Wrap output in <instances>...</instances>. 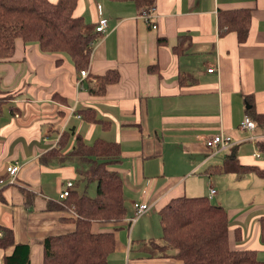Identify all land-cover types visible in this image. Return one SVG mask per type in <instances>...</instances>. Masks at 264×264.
<instances>
[{
    "label": "crops",
    "instance_id": "0c3cea01",
    "mask_svg": "<svg viewBox=\"0 0 264 264\" xmlns=\"http://www.w3.org/2000/svg\"><path fill=\"white\" fill-rule=\"evenodd\" d=\"M243 7L252 9L245 43L234 31L220 35L219 10ZM74 14L96 36L86 77L69 56L42 52L20 38L14 56L0 62V99H7L0 107V225L13 230L16 244L29 245L33 264L43 262L46 236L75 230L74 212L47 205L63 200L59 194L70 180L71 190H81L76 177L84 166L77 159L41 162L63 132L74 131L89 144L103 138L121 145V161L113 168L123 178L130 208L115 230L109 264H183L171 249L151 256L143 248L156 241L151 229L139 218L131 225L127 220L132 202L146 201L148 219L161 227L160 208L172 197L188 196L195 186L186 180L198 171L200 193L210 196L214 188L210 199L216 203L211 202L227 209L231 248L255 250L264 261V180L254 172L239 176L219 168L236 158L264 169V127H240L248 105L264 113V0H156L149 20L133 1L78 0ZM101 17L108 26L98 33L94 27ZM185 35L190 46L176 52L181 38L185 47ZM182 72L185 84L179 82ZM106 73L115 79L99 88L96 75ZM80 110L95 111L98 122L84 119ZM220 131L235 144L213 155L206 141ZM250 135L253 141L244 140ZM74 141L72 134L63 153ZM14 162L21 168L11 182L7 165ZM10 252L0 248V264Z\"/></svg>",
    "mask_w": 264,
    "mask_h": 264
},
{
    "label": "trees",
    "instance_id": "16d2710c",
    "mask_svg": "<svg viewBox=\"0 0 264 264\" xmlns=\"http://www.w3.org/2000/svg\"><path fill=\"white\" fill-rule=\"evenodd\" d=\"M77 1L0 0V62L14 56L16 40L20 38L25 44L37 43L42 52L69 56L79 72L87 69L96 36L86 33L84 17L74 14ZM112 1H133L141 13L156 5V0ZM251 12V8L244 7L219 10V34L234 31L238 42L245 43L251 25ZM190 43V37L185 35V47L181 38L176 52L188 49ZM111 75L114 74L96 75L99 88L101 83L104 86L115 79ZM179 82L185 84V73H180ZM56 97L60 98L59 95ZM4 101L7 99H0V103ZM246 111L258 126L264 127V113H258L254 105ZM80 112L90 122L99 120L95 111ZM72 134L75 143L63 153ZM121 158L119 142L97 138L89 144L74 131L63 132L59 145L42 154L44 165L54 160L77 159L80 166H84L79 168V174L87 183H96V193L90 196L86 191L80 193L74 189L60 203L48 202L49 209L74 212L77 215L74 220L76 226L72 232L45 237L41 264H109V256L116 248L115 230L128 215L123 178L113 168ZM219 168L239 176L254 172L264 180V169L258 165L243 164L236 158L227 159ZM209 199L206 195L172 197L159 210L163 242L152 240L143 248L149 250L153 257L166 256L168 249L174 250L172 255L183 264H264L255 250L231 248L227 209ZM260 226L264 241V218ZM0 232V248L11 249L4 255V264H33L29 258V245L16 244L14 232L9 227L0 225Z\"/></svg>",
    "mask_w": 264,
    "mask_h": 264
},
{
    "label": "built area",
    "instance_id": "2783aa9c",
    "mask_svg": "<svg viewBox=\"0 0 264 264\" xmlns=\"http://www.w3.org/2000/svg\"><path fill=\"white\" fill-rule=\"evenodd\" d=\"M153 11H154V7H152L151 9L143 12V17H145L146 19H150L153 16ZM95 27H94V31L98 32V33H103L106 31V28L108 26V20L104 17H101L97 23H95ZM153 27H156V24H153ZM209 72H213L214 68H210L208 69ZM89 70L88 69H82L80 71L81 73V77H86L88 74ZM241 129H246L249 131L254 132L257 128V124L256 122L249 116L246 115L243 119V121L240 124ZM255 139L254 135H250L249 137H246V139L244 140H248V141H253ZM243 141V140H242ZM206 144L208 147L212 148V153L211 154H216L217 152L224 150V149H228L230 146H232L233 144H235L233 138L230 135H226L223 132H219V133H215L212 134V136L206 141ZM260 151L256 152V156L259 157ZM21 168V166L19 165V163L14 162V163H10L9 165H7V171H8V175L10 178L11 182H14V180H16L17 174L19 169ZM73 186V181H68L66 187L60 192L59 197L60 199H65L70 190L72 189ZM215 194V189L214 188H210V197H212ZM151 211V205L150 203L146 202V201H134L132 202V215L128 216V222L131 225L132 223H134L140 216L148 213Z\"/></svg>",
    "mask_w": 264,
    "mask_h": 264
},
{
    "label": "rangeland",
    "instance_id": "374dc122",
    "mask_svg": "<svg viewBox=\"0 0 264 264\" xmlns=\"http://www.w3.org/2000/svg\"><path fill=\"white\" fill-rule=\"evenodd\" d=\"M65 55V54H64ZM67 57V56H66ZM67 58H69V57H67ZM70 59V58H69ZM0 105H1V103H0ZM6 106V104H4V107ZM244 131H248V132H252V131H249V130H246V129H243ZM226 135H228V134H226ZM232 137V136H231ZM233 138V137H232ZM209 139V138H208ZM207 139V140H208ZM234 140V139H233ZM235 142V141H234ZM234 145V144H233ZM232 145V146H233ZM232 146H230V147H232ZM229 147V148H230ZM173 161H175V163L177 164V159H174ZM169 162L172 164V161H170L169 160ZM181 167V169H182V167H184L185 165L184 164H179ZM201 171H198L194 176H193V178H190V179H187L186 181H187V183L188 184H193L194 186H195V189L194 190H191L190 191V193H188V196H200V195H203L202 193H200L201 191H200V187H201V183H202V179H203V177L202 176H199L201 173H200ZM76 180L77 181H79L80 182V185L79 186H81V190L79 189V191H81V192H83V191H86L90 196H95V187H96V183L95 182H91V183H87L86 181H85V183L83 182V179H82V177H81V175L79 174V173H77V177H76ZM182 181H185V177H183L182 179H181V181L179 182V183H182ZM8 182V181H7ZM68 183V182H67ZM67 183H66V185H67ZM84 183V184H83ZM85 185H87L86 187H85ZM74 187V182H73V186H72V188ZM85 188V189H84ZM207 196H209V195H207ZM210 197V196H209ZM212 198V197H211ZM210 200H212L214 203H216V199H210ZM126 205H127V207H129L130 208V204L128 203V201H126ZM131 212H132V210H131ZM152 214L157 218L158 217V212H156V209L154 210L153 209V211H152ZM148 217H149V214H144V215H142V216H140L139 217V222L141 221V223H144V222H146V225L147 226H149V229H151V235L150 236H152L153 237V239H155L157 242H163V240L161 239V227L159 226V224H157V221H156V227H157V229H155V226H154V220H151V219H148ZM138 222V223H139ZM137 223V224H138ZM173 253H175V251L173 250Z\"/></svg>",
    "mask_w": 264,
    "mask_h": 264
},
{
    "label": "water",
    "instance_id": "95a60500",
    "mask_svg": "<svg viewBox=\"0 0 264 264\" xmlns=\"http://www.w3.org/2000/svg\"><path fill=\"white\" fill-rule=\"evenodd\" d=\"M248 107H250V105H248Z\"/></svg>",
    "mask_w": 264,
    "mask_h": 264
}]
</instances>
